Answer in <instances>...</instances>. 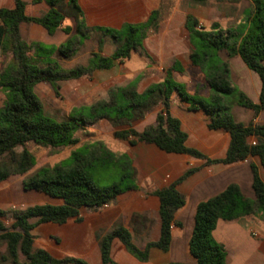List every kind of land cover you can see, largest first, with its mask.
Segmentation results:
<instances>
[{
    "label": "crops",
    "instance_id": "0c3cea01",
    "mask_svg": "<svg viewBox=\"0 0 264 264\" xmlns=\"http://www.w3.org/2000/svg\"><path fill=\"white\" fill-rule=\"evenodd\" d=\"M76 1L84 16V28L81 33L76 30L79 19L74 16L66 0L57 3L63 18L60 27L51 35L37 24H20L19 35L29 47L28 57L31 60L39 65L50 64L63 71L87 67L89 61L85 65L84 60L89 58L88 56L96 54L109 57L116 50V46L112 47L111 41L108 40L110 35L104 34L102 28L120 30L124 26L142 24L148 21L152 14H155V19L142 39L138 40L137 49L131 51L126 59L114 60L109 69H95L76 78L59 80L56 83L57 91L48 83L36 84L33 94L39 100L42 110L44 108L39 90L46 89L47 95L50 94L51 99L64 112L63 115L70 118L73 112L82 115L98 102L108 104L120 101L114 94L117 89L130 88L141 94L150 87L160 85L166 77V71H170L175 83L186 87L192 94L199 96L196 98L203 100L202 98H210L211 95L208 79L225 63V75L232 87V92L223 96L226 113L235 123L242 126L250 123L264 125V108L255 114L253 110L238 104L240 94L253 104L259 103L261 84L258 76L246 67L238 55L229 56L225 50L211 51L204 61L192 62L191 55L196 50L190 42L186 28L187 18L191 17L196 21L195 31L213 34L215 30L212 26L217 25L222 32L233 33L230 42L236 43L244 35L247 26L233 32L234 25L242 21L246 13L250 15V0ZM23 2L25 15L28 17H41L50 8L47 0ZM13 7L14 0H0V8ZM247 19L248 17L246 21ZM66 26L70 27L68 34L62 30ZM100 36L108 39L103 43H95V38ZM80 37L84 38V45H81ZM69 38H76V44L69 56L64 57L58 49ZM113 41L120 45L122 43L121 37L118 40L113 38ZM45 48L52 52L50 61L41 57L42 53L47 51ZM139 51L147 56L146 61H141ZM138 64L142 68H139ZM91 74L96 75L98 79L89 80L88 76ZM92 93L96 97L93 98L96 100L94 104L81 103L92 100L89 96ZM162 99L161 91L153 93L140 107L130 112L131 119L127 124L107 118L101 119L110 125L116 147L124 148L130 158L134 175L132 184L106 205L92 209L82 208L78 218H72L65 224L36 225V219H29L28 222L34 225L30 232L33 237V250L42 249L58 260L74 258L86 264H101V240L115 228L125 227L131 234V243L139 251H143L148 242L158 240L160 233L158 203L154 192L176 182L188 169H196L175 186L184 196L185 204L174 213L168 251L151 248L147 260L140 261L129 253L117 238L112 239L109 251L110 260L114 264H193L194 259L189 254L188 242L194 225L196 206L218 195L230 184H236L244 198L254 200L251 165L256 167L264 184V167L255 156L230 165H206L205 160L193 159L184 154H167L152 144L130 145L128 140L114 136L116 131L134 130L142 133L146 128L153 126L156 116L163 109ZM167 112L180 122L182 131L186 133V147L198 150L209 159L224 157L230 136L221 130L208 129L209 117L203 111L190 110L189 104L172 91ZM78 143L71 146V152L76 146H80ZM248 143L254 145L257 139L250 137ZM23 204L21 201L12 203L9 193L0 196L1 210L2 207H6V211H9L10 207L20 209ZM36 204L42 203H37L34 199L32 205L27 206ZM53 204H58V201ZM212 237L225 251V264H264V220L260 214L232 221L219 220ZM5 248V244L0 243L1 264H6L2 262ZM21 259L19 257V260Z\"/></svg>",
    "mask_w": 264,
    "mask_h": 264
},
{
    "label": "trees",
    "instance_id": "16d2710c",
    "mask_svg": "<svg viewBox=\"0 0 264 264\" xmlns=\"http://www.w3.org/2000/svg\"><path fill=\"white\" fill-rule=\"evenodd\" d=\"M64 0H47L49 10L41 17L25 15L23 0H14L12 9L0 8V47L11 54L12 65L7 66L0 77V89L4 94V102L0 107V183L10 177L25 176L36 163L34 154L26 146L33 144L39 147L61 148L71 147L78 143V138L72 134V126L67 121L55 122L43 115L42 106L33 94V88L38 83H48L57 91L59 80L76 78L88 74L95 69H109L114 60L128 58L131 51L137 49L141 40L154 22L155 14L148 21L138 25H128L120 30L102 28L104 34H109L115 40L121 37L122 43L109 57L92 55L87 67H77L63 71L50 64L39 65L28 57L29 47L19 35L21 23H34L52 34L60 27L63 13L57 8V3ZM77 17L76 30L81 33L84 28V16L76 0H66ZM251 13L247 19L244 35L236 43H231L233 33L222 32L213 25V34L195 31L196 21L187 18L186 28L189 39L195 48L191 55L192 62L204 61L211 51L225 50L229 56L238 55L246 67L255 73L261 84L259 103H251L240 94L238 104L258 114L264 108V0H250ZM63 32L68 34L70 27ZM3 42V43H2ZM76 38H69L59 47L62 56L67 57L73 51ZM226 64L208 79L211 91L209 102L186 94L181 85L172 80L170 71L160 85L148 88L138 94L130 88H120L114 93L120 100L108 104L98 102L90 107L94 121L87 123L86 117L77 115L84 125L93 124L107 118L119 122L130 116V112L140 107L156 91L163 95L162 111L156 116L153 126L142 133L134 130L116 131L114 136L128 140L130 145L136 143L152 144L167 154H184L193 159L205 160L206 165H230L255 156L264 167V125L250 123L242 126L235 123L226 113L223 96L232 92V87L226 78ZM175 91L179 98L189 104L190 110H201L209 117L208 129L227 132L230 141L224 157L209 159L196 149L185 146L187 135L182 131L180 122L167 112L169 95ZM90 115V114H89ZM254 137L257 143L251 145L248 138ZM98 143V142H97ZM96 151L88 156L71 152L74 160L69 166L63 162L51 167H41L22 180L25 191L40 193L58 204H36L14 212L0 209V243H4L5 255L2 262L6 264H86L74 258L54 259L42 249H32L33 237L31 230L34 225L29 219H36V225H62L72 218H78L82 208H98L106 205L111 199L122 192L117 184L99 187L91 175L94 163L106 164L112 153L107 152L100 143ZM20 149V151H17ZM99 151V152H98ZM109 158V159H108ZM128 164V162H127ZM252 173V190L254 200L243 197L236 184L228 185L221 193L208 200L200 202L195 209L194 225L188 242V251L194 259L193 264H225V251L218 245L212 233L219 220L232 221L242 217L260 214L264 220V184L255 166H250ZM196 169H188L178 180L166 188L154 192L158 203L159 238L156 242H148L143 251H139L131 243V234L125 227H117L107 234L100 243L101 264H114L109 257L112 239H119L127 251L140 261H146L151 248L166 252L171 241V224L174 213L185 204V198L175 188ZM126 187L125 189H127ZM11 215L12 223L6 227L4 220ZM19 257L22 259L19 260ZM187 264V263H171Z\"/></svg>",
    "mask_w": 264,
    "mask_h": 264
},
{
    "label": "rangeland",
    "instance_id": "374dc122",
    "mask_svg": "<svg viewBox=\"0 0 264 264\" xmlns=\"http://www.w3.org/2000/svg\"><path fill=\"white\" fill-rule=\"evenodd\" d=\"M249 17V13H246L244 17L242 18V21H239L238 23H235V27L233 29V32H237L239 30H242V27L247 26L246 18ZM80 40H82L81 45H84V38L80 37ZM108 37L100 36L99 38H95V43H103ZM111 41V45L119 47L113 41V38L110 36L109 39ZM92 41V40H90ZM140 41V40H139ZM3 43V42H2ZM141 43V42H139ZM47 51H44L41 55V57L45 60L50 61L51 59V50L49 48H45ZM139 56L141 58V61H146L147 56L142 51H139ZM89 58L84 60V64L87 65L89 59L91 58V55L88 56ZM11 58V54L4 50V48L0 47V77L2 75V72L4 69L12 65L13 62ZM33 61V60H32ZM134 62V61H133ZM139 68H142L138 64ZM91 73V72H90ZM89 74V73H88ZM89 80H97L98 78L96 75L91 74L88 76ZM99 81V80H98ZM184 92L192 97H199L192 94V92L187 89L186 87L182 86ZM39 94L42 97V103H43V115L51 119L52 121L59 122V121H67L72 126V134L73 136H76L79 139V145L76 146L73 152H76L82 156H88L92 152L96 151L97 144L100 143L102 147L109 152L112 153V156L108 160L106 164L101 163H94L91 167V175L94 180V182L99 187H105L112 184H117L120 186V188L125 189L126 187L130 186L132 184L134 175L132 171V164L129 160L128 154L125 152L124 148H118L116 147V143L114 142V139L112 137V130L110 128V125L104 121V120H98L93 124L84 125L80 120H74L76 115V111L72 114V119L67 118L63 115V111H61V108L51 99L50 94L47 95V90H39ZM99 92V91H98ZM35 95V94H34ZM36 96V95H35ZM92 100L81 103H90L94 104L96 100L94 101L93 98H96L94 94L92 93L89 95ZM99 98V97H98ZM203 101L209 102V98H202ZM4 102V94L2 90L0 89V107L2 106ZM76 104H79L76 102ZM59 108V110H57ZM82 113V112H81ZM90 114V115H89ZM80 114H78L79 116ZM82 116L86 117L87 123L94 121V117L91 115L90 110H86L82 113ZM131 119V116H128L127 118L119 120V122L127 124L129 120ZM98 142V143H97ZM26 148L31 151L34 154L36 165L25 175V176H16V177H10L8 180L0 183V196H5L7 193L10 195V200L12 203H24L22 207H19L20 209L13 207L9 208L8 212H14L17 210H21L26 208L27 205H32V201L34 199L37 200V203H50L53 204L56 202L55 199H50L44 195H40L39 193L33 192V191H25L22 188V180L24 177H26L28 174L33 173L35 170L41 168V167H51L53 165H56L60 163L61 161H64V166H69L73 163V159L70 157V152L72 151L71 147H61V148H49V147H39L35 146L33 144H28ZM17 151H20V149H17ZM99 152V151H98ZM68 157V158H67ZM128 162V164H127ZM36 196V198L34 197ZM27 203V204H26ZM28 207V206H27ZM4 211H6V207H2ZM11 215H8L4 223L6 227H9L11 222ZM2 244V243H1ZM1 264V262H0Z\"/></svg>",
    "mask_w": 264,
    "mask_h": 264
},
{
    "label": "built area",
    "instance_id": "2783aa9c",
    "mask_svg": "<svg viewBox=\"0 0 264 264\" xmlns=\"http://www.w3.org/2000/svg\"><path fill=\"white\" fill-rule=\"evenodd\" d=\"M251 145H253V143Z\"/></svg>",
    "mask_w": 264,
    "mask_h": 264
}]
</instances>
